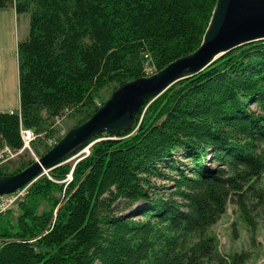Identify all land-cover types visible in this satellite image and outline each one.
Listing matches in <instances>:
<instances>
[{"label": "trees", "instance_id": "trees-1", "mask_svg": "<svg viewBox=\"0 0 264 264\" xmlns=\"http://www.w3.org/2000/svg\"><path fill=\"white\" fill-rule=\"evenodd\" d=\"M215 2L0 0L29 14L16 46L19 108L0 111V149H20L24 127L42 155L50 124L82 123L101 89L193 51ZM102 135L0 212V264H245V251L222 252L212 226L231 204L233 223L264 227V39L173 82L132 127L93 138ZM30 163L1 164L0 175Z\"/></svg>", "mask_w": 264, "mask_h": 264}, {"label": "water", "instance_id": "water-1", "mask_svg": "<svg viewBox=\"0 0 264 264\" xmlns=\"http://www.w3.org/2000/svg\"><path fill=\"white\" fill-rule=\"evenodd\" d=\"M257 39H264V0H216L201 43L193 51L116 86L89 118L69 129L42 155L16 173L0 175V193L31 184L97 134L132 127L146 100L152 101L170 84L202 70L228 50Z\"/></svg>", "mask_w": 264, "mask_h": 264}, {"label": "rangeland", "instance_id": "rangeland-1", "mask_svg": "<svg viewBox=\"0 0 264 264\" xmlns=\"http://www.w3.org/2000/svg\"><path fill=\"white\" fill-rule=\"evenodd\" d=\"M4 9L13 11L14 14L13 17L10 19V22L9 19H7L6 17H0V27L2 26V30H5L3 33L5 34V32H7L8 40H21L27 34L29 14L27 12L19 13L18 20H16L14 7L7 6V8ZM4 9L1 8L0 13L1 11H5ZM11 52L14 56L13 49ZM146 71L147 73H151V67L147 66ZM113 90L111 87L101 89L96 94V101L98 103H103L110 96ZM18 108V85L15 76H13L9 79L7 84L0 86V111L10 109L14 112H17ZM75 121V115H64V117H61L60 120H57L56 124L54 122V124H50V127L54 130L52 134L48 137V139L45 140V142H47V144L49 143V145L56 143V139H58L60 136L62 137L69 129H71L74 126ZM50 122L46 120L44 122V125L49 126ZM43 134L44 132L39 136L41 140L44 139ZM103 136L104 135H102L101 137L92 138L91 141L85 144L84 146H81L71 151L63 158V163H71L73 166V164L79 158L83 157L88 153L89 147L92 145V143L99 140L100 138H103ZM39 148L40 150H42V142L39 144ZM19 152L20 153L18 155H15L13 159L5 161L2 164L6 165L5 167H9L10 169L11 166H13L15 162H18L19 158L21 157L31 162L38 157V155L33 151L30 141L27 145L20 149ZM24 186L25 188H27V185ZM15 203H13L11 207L14 206ZM43 208H45V205H40L39 211ZM12 219H14V216ZM235 219L236 218L234 217L233 206L229 204L226 213L212 226L213 231L218 237L222 252L233 253L237 251H245V264H264L263 225L259 224L256 230L252 234H250L244 225L240 226L237 222L233 223L235 222Z\"/></svg>", "mask_w": 264, "mask_h": 264}, {"label": "crops", "instance_id": "crops-1", "mask_svg": "<svg viewBox=\"0 0 264 264\" xmlns=\"http://www.w3.org/2000/svg\"><path fill=\"white\" fill-rule=\"evenodd\" d=\"M4 8H7V7H2V9ZM4 10L5 11L0 13V17L4 16L7 19H9V22H10V19L13 17L14 12L9 11L8 9H4ZM15 18L16 20H18V15L16 12H15ZM4 31L2 30V26H1L0 27V86L7 84L9 79L12 78L13 76H15L16 81H18L16 46L19 40L17 41L8 40L7 39L8 34L7 32H5L4 34L3 33ZM27 31H28V27H27ZM12 49L14 52V56L12 55V52H11ZM17 85H18V82H17ZM2 111L10 112L12 110L9 109V110H2Z\"/></svg>", "mask_w": 264, "mask_h": 264}, {"label": "built area", "instance_id": "built-area-1", "mask_svg": "<svg viewBox=\"0 0 264 264\" xmlns=\"http://www.w3.org/2000/svg\"><path fill=\"white\" fill-rule=\"evenodd\" d=\"M12 112V111H10ZM20 135L22 139V149L25 145L28 144V142L32 141L35 137L36 134L33 132L32 129L30 128H20ZM14 150L11 149L8 146H5L0 149V165L4 163L5 161H9L15 157V155H18L20 152L19 150ZM29 184L27 185L28 188ZM27 188H18L17 190L8 193V194H2L0 193V212L5 211L8 209L13 203H15L17 200H19L27 191Z\"/></svg>", "mask_w": 264, "mask_h": 264}, {"label": "bare ground", "instance_id": "bare-ground-1", "mask_svg": "<svg viewBox=\"0 0 264 264\" xmlns=\"http://www.w3.org/2000/svg\"><path fill=\"white\" fill-rule=\"evenodd\" d=\"M2 12V11H1ZM18 31V30H17ZM10 58V57H9ZM15 58V57H14ZM8 68V67H7ZM38 136V135H37ZM33 141V140H32ZM19 171V170H18ZM22 188H25V186H23Z\"/></svg>", "mask_w": 264, "mask_h": 264}]
</instances>
